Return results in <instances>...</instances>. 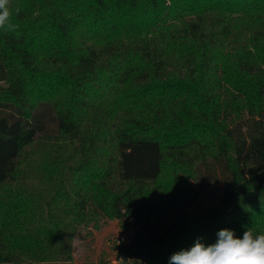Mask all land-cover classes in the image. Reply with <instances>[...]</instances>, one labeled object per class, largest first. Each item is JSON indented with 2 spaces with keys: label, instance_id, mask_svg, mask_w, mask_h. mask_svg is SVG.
I'll return each mask as SVG.
<instances>
[{
  "label": "trees",
  "instance_id": "16d2710c",
  "mask_svg": "<svg viewBox=\"0 0 264 264\" xmlns=\"http://www.w3.org/2000/svg\"><path fill=\"white\" fill-rule=\"evenodd\" d=\"M42 1L13 11L16 32L0 30V263L70 256L54 222L31 243L12 231L30 196L10 183L39 134L76 142L85 165L104 158L117 176L124 264H169L263 208L264 0ZM207 191L215 204L192 209ZM254 217L237 237L264 233Z\"/></svg>",
  "mask_w": 264,
  "mask_h": 264
},
{
  "label": "rangeland",
  "instance_id": "374dc122",
  "mask_svg": "<svg viewBox=\"0 0 264 264\" xmlns=\"http://www.w3.org/2000/svg\"><path fill=\"white\" fill-rule=\"evenodd\" d=\"M28 1L11 0L12 10L17 6H26ZM34 2L37 6L48 7L42 0ZM42 16L44 26L41 27L40 34L45 36L50 31L46 26L47 16L44 13ZM12 22H16L14 15ZM54 35L57 36V31ZM105 163L106 160L101 158L98 162L85 165L76 142L64 138H47L41 134L23 150L15 179L10 185H20L28 191L30 197L22 204L24 211L17 215L12 227L16 241L23 239L31 243L37 240L45 223L54 222L65 228L63 233L69 242L70 256L63 259H57L56 255L47 256L45 259L43 256H37L38 259L25 257L22 264H100L102 258L105 263L124 264L116 259L115 246L128 236L123 232L119 220L112 214L111 208V199L117 191L119 181L105 167ZM169 164L170 161L166 160L161 176L164 182H169L172 178ZM4 187L5 185L0 187V192ZM80 191L81 196L78 195ZM216 199L217 193L207 191L192 209L195 210L198 205L209 208L215 204ZM81 200L88 202L84 211L79 207ZM252 215L256 216L253 223L260 226L264 224V205L262 209L258 207L252 213L238 215L228 229L240 230L246 225L244 217ZM203 239L201 237V242ZM34 254L41 255L40 251ZM125 264L145 263L131 261Z\"/></svg>",
  "mask_w": 264,
  "mask_h": 264
},
{
  "label": "clouds",
  "instance_id": "9594fccd",
  "mask_svg": "<svg viewBox=\"0 0 264 264\" xmlns=\"http://www.w3.org/2000/svg\"><path fill=\"white\" fill-rule=\"evenodd\" d=\"M15 12L19 14V6ZM12 15L11 0H0V30L5 33L18 28ZM216 235V241L208 245L197 238L190 248L173 253L169 264H264V233L254 234L247 228L240 238L234 230L225 228Z\"/></svg>",
  "mask_w": 264,
  "mask_h": 264
}]
</instances>
